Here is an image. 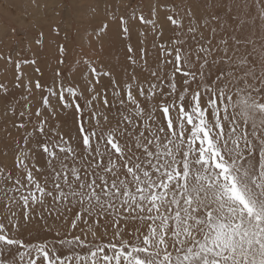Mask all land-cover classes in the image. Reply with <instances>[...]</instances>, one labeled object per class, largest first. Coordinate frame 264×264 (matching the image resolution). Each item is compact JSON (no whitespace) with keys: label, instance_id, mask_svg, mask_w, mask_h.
Returning a JSON list of instances; mask_svg holds the SVG:
<instances>
[{"label":"snow or ice","instance_id":"6c2138e0","mask_svg":"<svg viewBox=\"0 0 264 264\" xmlns=\"http://www.w3.org/2000/svg\"><path fill=\"white\" fill-rule=\"evenodd\" d=\"M201 2L109 13L97 36L118 22L130 41L138 22L154 38L126 43L119 80L88 58L86 83L67 80L63 44L50 83L15 62L22 95L0 82L22 133L0 160V264H264V0Z\"/></svg>","mask_w":264,"mask_h":264},{"label":"rangeland","instance_id":"374dc122","mask_svg":"<svg viewBox=\"0 0 264 264\" xmlns=\"http://www.w3.org/2000/svg\"><path fill=\"white\" fill-rule=\"evenodd\" d=\"M148 3L149 0H0V82L9 83L10 99H18L23 93V89L14 87L15 62L35 59V66L22 65L26 78H40L42 83H50L58 67L60 44L65 46L66 54L65 63L59 69L67 80L86 83L82 71L86 67L82 64L85 58L102 64L118 80L122 79L125 71L132 70L126 60V43L131 42L138 49L142 39L139 33L143 31L146 33L145 46L151 51L153 36L138 22H133L131 40L127 42L120 35L118 22L109 23L108 30L101 36H97L96 32L103 22L108 21L109 13L127 17L133 10L143 9L147 15ZM191 3L194 11L200 14L203 8L201 0H191ZM41 33L43 44L38 45L35 41L41 38ZM169 35L166 30L164 38ZM36 66L41 69L42 77L35 73ZM103 83L108 84V79L105 78ZM38 102L39 96L35 98L36 105ZM20 107H23V102ZM73 120L71 111L60 117L66 132L74 133ZM21 137L22 133L13 127V118L0 114V153H9L6 159L0 155V160L11 165L15 143ZM37 230V226L33 225L34 234Z\"/></svg>","mask_w":264,"mask_h":264}]
</instances>
